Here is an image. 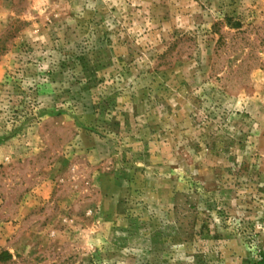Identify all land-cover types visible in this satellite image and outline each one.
<instances>
[{
	"label": "rangeland",
	"instance_id": "1",
	"mask_svg": "<svg viewBox=\"0 0 264 264\" xmlns=\"http://www.w3.org/2000/svg\"><path fill=\"white\" fill-rule=\"evenodd\" d=\"M148 263L264 264V0H0V264Z\"/></svg>",
	"mask_w": 264,
	"mask_h": 264
},
{
	"label": "trees",
	"instance_id": "2",
	"mask_svg": "<svg viewBox=\"0 0 264 264\" xmlns=\"http://www.w3.org/2000/svg\"><path fill=\"white\" fill-rule=\"evenodd\" d=\"M237 25V24H236ZM148 264H150V263H148Z\"/></svg>",
	"mask_w": 264,
	"mask_h": 264
}]
</instances>
